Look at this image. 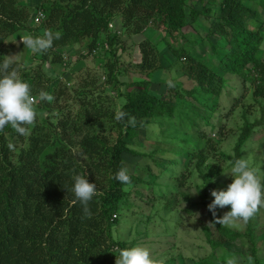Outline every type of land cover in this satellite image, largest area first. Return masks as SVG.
Wrapping results in <instances>:
<instances>
[{"label":"trees","instance_id":"trees-1","mask_svg":"<svg viewBox=\"0 0 264 264\" xmlns=\"http://www.w3.org/2000/svg\"><path fill=\"white\" fill-rule=\"evenodd\" d=\"M24 1L0 0V60L12 51L11 39L18 31L33 37L59 32L60 38L43 53L34 52L32 66L11 61L10 70L30 86L35 119L24 135L9 125L0 129V264H115L118 250L148 245L152 236H159L145 231L150 240L114 239L117 216L125 207H135L131 198L151 204L152 212L159 199L171 198L161 203L159 209L166 210L176 196L186 197L182 189L193 171H199L192 160L203 162L205 140L219 143L231 133L223 118L214 122L219 107L242 117V125L233 131L234 155L220 153L224 159H241L256 125H264V116L246 119L251 104L264 115V61L258 54L264 0ZM194 1L200 9L190 4ZM186 15L190 23L202 17L206 29L185 32L192 25ZM252 22L258 26L250 27ZM146 27L162 32L159 44L132 41ZM177 38L187 43L175 46ZM200 43L206 50L193 51ZM73 47H81L74 66L71 56L62 54ZM164 47L173 58L165 67L172 76L152 89L153 75L163 69L159 50ZM86 57L96 59V66L81 67ZM41 92L51 94L52 101L40 99ZM117 111L126 113L123 120L113 118ZM129 117L135 118L134 126L127 124ZM153 122L159 126V139L172 130L164 143L177 146L173 154L163 149L145 153L130 144L149 138L146 127ZM123 154L142 160L128 171L127 185L114 179L125 167ZM76 174L96 187L86 205L73 202L70 189ZM219 174L217 166L201 174L202 197ZM156 213L147 216L144 226ZM216 227L218 240L210 242L214 248L242 237ZM243 236L254 264H260L253 231ZM161 257L155 256L156 264Z\"/></svg>","mask_w":264,"mask_h":264},{"label":"rangeland","instance_id":"rangeland-1","mask_svg":"<svg viewBox=\"0 0 264 264\" xmlns=\"http://www.w3.org/2000/svg\"><path fill=\"white\" fill-rule=\"evenodd\" d=\"M24 2L33 5L37 0H26ZM190 4L193 7L200 9V3L198 1L190 2ZM188 10L189 9L185 10L186 14H188ZM186 16L188 18V15ZM188 23H190L189 18ZM115 25L119 29L121 28L120 21L116 20ZM190 25L191 26L185 30V32H190V34H194L195 28L198 30H205L207 26L202 17L191 22ZM249 26L257 27L258 23L252 22ZM262 30H264V28ZM262 35L263 44L258 54L264 61V33H262ZM24 36L25 34L22 31H18L14 34L11 39L13 49L6 58L11 61L19 62L22 67H29L34 65V61L31 62L30 59V56L34 52L25 47L20 41ZM161 37L162 32L160 30L156 31L146 27L139 34H135L131 38L134 43L148 39L150 43L157 45L159 44ZM183 43L187 42L177 38L174 45L178 46ZM183 47H186V45H183ZM205 47H207L205 43H200L196 48L191 49L193 51L200 50L204 52L206 50ZM80 49L81 47H73L69 51L67 49L62 50L64 56H71L70 59L72 66H74L80 59V56L78 55ZM159 53L161 55L163 69L153 75L152 80L154 85L152 89L157 88V83L166 82L171 75V71L165 69V67L170 65V62L173 60L172 56L166 51L165 47L161 48ZM202 55H204V53H202ZM208 62L210 65H213L210 61ZM95 64H97L96 59L94 60L92 57H86L84 63L80 62L79 65L81 67H94L96 66ZM78 70L79 69H75V71H72L73 75ZM172 71L173 74L177 76L175 70ZM132 76L134 77L133 80H137L138 76ZM222 106L223 108L219 107V111L215 113L214 122L223 118L222 124L226 126L227 130H231L233 136H229L231 133H228L222 137L219 143L205 140L201 155L204 159L203 162L197 164L198 160L196 158H193V160L191 159L193 164H195L192 165V167L199 166V171L194 170L192 176L186 181L185 187L182 189L186 197L181 198L176 196L172 206L168 207L166 210L159 209L161 208V203L164 200L171 202V198L159 199L154 203L153 206L156 209H153L152 212L150 211L153 208L151 204L147 205L144 201L133 200L131 198V201L135 202V207L133 209L125 207L123 212L126 213V216H124L125 213L117 216V218H119L118 222L115 223L111 230L114 239L121 241L137 239V243H139L145 240H150V238L145 235V231H148L149 233L151 232L152 234L157 233L159 236H152L150 240L151 243H148V245H140L139 247L146 249L149 252L150 258L153 260L155 259V256L162 253L163 257H161L158 264H228L229 260L234 261V264H254L250 255L249 244L247 243L246 237L243 236V234L250 229L253 231L254 248L257 257L259 258L260 264H264V208H258V210L248 219L247 223L237 220V227L216 223L212 213L207 209V205L212 200L210 192L212 190H223L226 188L227 184L231 182V178L226 174L230 167V160L221 157L220 153H228L229 156L234 155L231 151L237 132L233 131L235 129L237 130L242 125V117L239 111H236L235 113H227V109H224V105ZM227 106L229 108L230 104ZM262 108H264V105ZM260 116L264 115L260 112L258 106L251 104L246 119L250 122H254L255 120H260ZM152 121H154V119H151L150 122ZM163 121L164 120H157V122ZM260 125H256V128L250 135L249 141L244 144L241 159L248 160L250 166L256 169L258 178L264 181V125ZM158 127L159 126H157V123L155 122L147 125L146 128L149 131V138L143 140L141 138H136L134 141H129L130 144L136 149H144L145 153H149L150 150L154 149H163L166 151L168 150L170 154H173L176 151L177 146L169 148L167 144L164 143L166 140H169L172 130L169 131V134L168 132L165 133L164 138L159 139ZM201 129L202 131H209V127H203ZM214 135L215 134L209 136L210 138H214ZM140 136L143 137L144 132H141ZM122 157L125 162V168H127V171L129 172H133L134 167L142 161L141 158L134 157L130 154H123ZM210 166H217L220 170V174L214 179L211 188L206 190L205 197H202L203 182L201 181V174L206 175ZM151 179H153V175H151L148 181H151ZM227 210L228 206L216 208V217H221ZM155 212H157V215L150 216L153 218L152 221H149L144 226L143 222L146 220L147 216ZM216 225L229 228L241 234L242 237L229 242L223 239V246L214 248L211 246L210 242L218 240L219 233ZM155 250L158 251V254L153 253Z\"/></svg>","mask_w":264,"mask_h":264},{"label":"clouds","instance_id":"clouds-1","mask_svg":"<svg viewBox=\"0 0 264 264\" xmlns=\"http://www.w3.org/2000/svg\"><path fill=\"white\" fill-rule=\"evenodd\" d=\"M59 38V32L46 31L43 36L26 35L20 41L33 52L43 53L52 46L53 40ZM10 67V59L0 60V129L9 125L17 134L24 135L27 131L26 126L31 125L35 119L33 97L30 94L29 84L18 78ZM40 99L50 102L53 97L47 92H41ZM125 116L124 111H117L113 118L121 121ZM127 124L134 126L135 118L129 117ZM229 164L226 174L231 178V182L223 190L210 192L212 200L207 205V209L212 213L216 223L237 227V220L247 223L258 208H264V181L258 178L256 169L251 167L246 159H236ZM114 179L123 185L129 184L130 176L127 168L121 167ZM72 181L70 190L75 197L73 202L79 201L82 205H86L95 195V184L88 182L86 176L79 174L74 175ZM225 206H228V210L217 218L215 209ZM114 218H116L115 214L112 215V220ZM115 264H156V262L150 258L146 249L133 246L118 250ZM228 264H234V261L229 260Z\"/></svg>","mask_w":264,"mask_h":264},{"label":"built area","instance_id":"built-area-1","mask_svg":"<svg viewBox=\"0 0 264 264\" xmlns=\"http://www.w3.org/2000/svg\"><path fill=\"white\" fill-rule=\"evenodd\" d=\"M110 27H111V25H110Z\"/></svg>","mask_w":264,"mask_h":264}]
</instances>
